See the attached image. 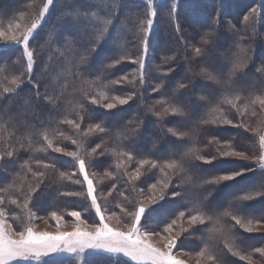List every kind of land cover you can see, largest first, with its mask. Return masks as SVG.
<instances>
[{"label": "trees", "instance_id": "obj_1", "mask_svg": "<svg viewBox=\"0 0 264 264\" xmlns=\"http://www.w3.org/2000/svg\"><path fill=\"white\" fill-rule=\"evenodd\" d=\"M45 0H0V26L6 27L9 21L19 23L21 30L26 29L31 21L34 19L35 13L39 11ZM115 0H54V7L50 8L49 13L45 17V21L41 25V29L37 30L34 34L33 40H30V45L36 48L40 53L38 63L46 60L49 55L53 53L56 47L61 45L60 37L52 39L50 43L49 33L53 31L57 23V17L61 12L73 11H88L90 14L96 12L102 20L108 17L114 10L112 4ZM172 0H155L158 5L157 18L153 24L151 34L147 36L148 51L143 59L144 67V80L141 85L137 80L135 85L123 84H110L109 80L119 79L123 75H128L129 78L139 76L137 71L138 65L129 60L122 62L114 68H104L108 63V54L115 51L119 53L126 52L128 56L136 58L140 56L142 46L136 40L135 46L129 43L130 40L135 39L134 34L137 31L140 19H144L146 15V0H131V2L121 9H116L117 17L114 19V24L119 21V24L112 28L110 27V46L106 49L105 53L92 57V61L96 62L97 68L100 71L94 75L85 73L83 79L75 76L73 72H66L64 67L59 65L57 58L52 55L51 65L46 73L39 75L37 82L40 85V91H47L49 94H54L57 89L53 83L57 75H60L58 82L66 85L67 91L61 97L60 106L58 110L41 111L39 108L35 112L25 113L22 109H16L9 119V111L3 105H0V127H5L6 131L3 133V138H0V151L5 150L9 144H15V140L8 139V132L14 131L17 136L21 133L25 135L31 134L33 143L32 151H19L18 156L20 162L28 160L32 157V167L36 170L35 161L37 159H47V157H56L63 163L61 171H75L71 167L72 158L64 156L62 153H54L51 150L48 152L35 151L36 147L41 144L40 133L46 131L49 138L55 144L65 148L67 151H75L76 144L72 143V139H76L77 143L81 145V154L84 149L88 151L96 144H100L98 151H103L104 155L100 156L98 164L94 167L95 172L102 176L105 172L111 175H105L106 181L104 184L98 185L97 194L100 196L101 191L106 195V203L102 204L103 212L106 216H117L120 223H128V216L126 217L121 211V207L126 208L128 211L133 210V205L141 200H144L145 195H150L148 191L152 183H155L160 178V173L157 169L149 170L147 166L142 168L141 176L128 183V176L125 175V168L128 172L133 171L137 165L135 160L127 162L123 156L119 160L124 164V167H116L117 157L114 156L113 150H128L129 146L136 144L142 150V155L145 158H171L179 160L180 157L189 149L192 148L198 151L200 155L208 157L216 154L217 150H224L228 141H232V147L243 149L248 152L258 151V143L253 138L251 132H244L243 129L234 128L231 125L216 124H200L199 121L203 119H219L224 115L229 116L234 122L243 120L255 124L261 118H264V112H259L257 116H250L251 109L247 113L243 112L241 105V112L237 113L235 109L228 110L229 106L221 105L220 111L212 112V108L218 103L219 97L216 95L219 91V86L212 82L203 81L196 73L202 67H207L214 73L226 77L231 70V62L239 51L238 46H243L249 49L248 66L241 72H237L232 77L230 87L235 90L242 97H249L258 95L257 89L260 87V74L255 71V68L264 62V20H260L257 16L258 22L255 25L256 34L253 35L252 26L243 22V16L251 12L252 7L258 8L261 0H177V18L181 26L179 34L175 32L174 25L167 19L166 13L171 5ZM219 9L221 13V27L216 30V36L212 38V43L208 45V55L201 62L185 59L186 56H191L190 48L186 51V45L190 46L195 43L199 46V37L205 31H209L211 25V18L213 13ZM23 13V18H21ZM162 14H164L162 16ZM205 21V22H204ZM228 22L235 25L234 30H229L227 27ZM89 23H97L95 18H90ZM70 27L65 23L62 26V31H67ZM183 36V42L179 39ZM240 37H244L240 39ZM1 45L5 43L0 39ZM20 52L15 47H10L4 52L3 62L0 67H6V71L0 74V95L9 96L11 93H4V87H13L8 81L14 75L23 71V61L21 63H14ZM175 57L172 59L171 57ZM173 68L168 72L169 68ZM165 73H167L165 75ZM96 75L101 77L96 80ZM7 77V80L5 79ZM190 79L194 80L195 86L187 89H180L175 93L176 96L183 97L185 103L193 110L187 117L172 116L165 114L162 117L153 115L154 111H160L165 107L164 100L171 103L173 99V90L178 87L179 83H186ZM163 82V87L159 91H152V88ZM107 85V87H103ZM26 92L33 91L31 85L25 84L22 86ZM62 90V89H61ZM128 91H134L137 95L129 105H118L117 108L112 110H105L97 108L95 105L88 104L89 109H95L97 113L108 112V115L103 117L105 120V127L109 131L105 133L92 132L87 136L83 135L86 125L89 122V115L78 107L79 102L83 100L85 92L90 94L107 92L108 95H122ZM209 95L211 102L205 106V102L198 99L199 95ZM161 101L157 103V101ZM15 108V105H11ZM258 109V106H257ZM78 114L84 115V121L81 124V131L78 133L72 126L60 123V119L68 117L70 119H79ZM45 123L41 124L36 117ZM195 117V119H193ZM27 120L29 127L25 129L23 122ZM185 121H191L185 123ZM35 123V127L31 125ZM99 122V121H96ZM172 127L177 132L186 133L183 138L172 136L167 132V128ZM135 129V131H133ZM60 133H63L61 136ZM215 135L220 143L215 141L209 142L211 137ZM188 159V157H186ZM86 163L91 160L94 162V156H86ZM108 162V163H105ZM243 164H252V161H237ZM195 163H202L195 161ZM226 163L224 160L214 161L213 164L202 165L203 169H207L203 175L206 178H211L218 171H222L221 165ZM11 171V169H10ZM15 171H20L18 166ZM171 184L166 193H171L174 186L179 182L181 190L185 197V206L201 205L207 207L211 206L218 214L224 211H234L239 206H246L250 213L249 219H258L259 213L264 209V200L259 198L251 201H239L238 196H243L245 193L241 191L242 188L248 187L256 183L258 176L255 173L249 174L242 184H237L234 187H226L224 185H210L205 184L199 180L197 174L190 169L186 168L184 172L172 174ZM104 177V176H103ZM104 177V178H105ZM79 178L78 173L70 179L59 180L53 182L45 189V196L43 197V207L47 210L37 211V217L40 220H51L52 211L65 218L66 221L71 219L69 212L81 211V214L88 216L92 220H97L98 217L93 212L90 206V200L86 196L74 197H61L58 195L59 191H77L82 187L77 186L73 181ZM11 177L6 173H0V184L10 183ZM147 181V184L145 183ZM199 181V182H198ZM46 184L49 183L45 180ZM105 190H104V187ZM115 185L116 190L108 195V191ZM135 186L137 191H132ZM144 188L141 193L139 188ZM214 188L215 191L207 200L203 197L207 190ZM124 191V196L128 199L125 200L124 196H118L117 193L121 190ZM159 194L155 204L149 202L147 209H155L150 217H148L149 230H162L167 222L178 215V209L183 210V207L177 203L180 198H173L170 195H165L164 199H160L161 192L159 188L156 191ZM155 193V194H156ZM0 195H5L1 193ZM108 199V202H107ZM222 199V200H221ZM232 205L229 208V205ZM10 204L4 207L9 210ZM87 209V211H84ZM147 216V212L145 214ZM64 216V217H63ZM12 223L16 225L15 221ZM228 223V217L221 218V224L225 226ZM144 219L142 218V226ZM180 225L176 226L178 230ZM201 225L189 227L184 224L187 231L183 232L177 240V248L181 247V241L189 236V233H194L182 248V252L189 253V256L196 260V253L200 251L204 242H202V233L198 231ZM243 233L245 243L240 240H232L218 237L210 241V250L221 258L223 262L231 261L232 264H249L246 260H240L238 256H232L227 253V249L223 248L225 242L229 243L234 250L247 253L251 251L247 246H264V227H257L253 232L246 233L243 229L239 230ZM175 235V231L173 232ZM206 239V238H205ZM47 264H81L75 256H53L44 258ZM197 261V260H196ZM17 264V263H13ZM26 264V263H18ZM31 264H37L33 262ZM83 264H133L121 256H112L107 253L87 252L84 254ZM211 264V262H205ZM253 264H264L261 261L259 254L255 253L253 256Z\"/></svg>", "mask_w": 264, "mask_h": 264}, {"label": "snow or ice", "instance_id": "obj_2", "mask_svg": "<svg viewBox=\"0 0 264 264\" xmlns=\"http://www.w3.org/2000/svg\"><path fill=\"white\" fill-rule=\"evenodd\" d=\"M131 0H115L112 4L114 9L111 14L100 19L96 12L89 13L88 11H73V12H61L57 17V23L53 28V31L49 33V40L46 43H50L52 39L60 37L61 45L53 50V53L49 57L38 63L40 53L30 45V40H33L34 34H37V30L41 29L42 23L45 21L46 15L49 13L50 8L54 7V0H45L40 7L39 11L35 13L34 19L30 25L21 30L19 23H13L9 21L6 27L0 26V39L5 43L0 45V63L3 62L4 52L10 47H15L19 50L20 54L16 57L14 63L19 64L23 61V71L14 75L9 82L13 87H4V93H11L12 95L3 96L0 95V105H3L9 111V119L16 109H22L25 113L35 112L37 108L41 111L58 110L60 106L61 97L65 95L67 91L66 85L58 82L60 75H57L53 83L57 89L54 94H49L47 91L41 92L40 85L37 82L38 77L42 73L48 72L52 55L57 58L59 65L63 66L66 72H73L76 77L83 79L85 73L94 75L100 71L97 68L96 62L92 61L94 55L100 56L105 53L106 49L110 46V27L115 28L119 21L114 24V19L117 17L116 9L125 8ZM158 5L155 0H146V15L144 19H140L138 28L134 34L135 39L130 40L129 43L135 46L138 39L139 44L142 46V50L139 57L132 58L127 55L126 52H111L108 54V63L104 65V68H114L122 62L129 60L138 65L137 71L139 76H133L129 78L128 75H123L119 79L109 80L110 84H131L135 85L139 80L141 85L144 80V63L143 59L147 55L148 40L147 36L151 34L153 24L157 18ZM260 12L258 13L257 7H252L251 12L243 16V22L252 26L253 35L256 34L255 25L258 22L257 16L260 20H264V0H261L259 5ZM21 13V18H23ZM164 14H162L163 16ZM167 19L174 25L175 32L177 34L181 31L179 19L177 18V0H172L171 5L166 13ZM90 18H95L97 23H89ZM69 24L70 27L67 31H62L63 24ZM221 13L217 9L211 18V25L209 31H205L202 36L199 37V46L195 43L190 46L186 45V51L190 48L192 55L186 56L185 59L201 62L208 55V45L212 43V38L216 36V30L221 27ZM227 27L229 30H234L235 25L228 22ZM244 37H240L243 39ZM179 39L183 42L184 37L179 36ZM238 53L235 55L231 62V70L226 77H222L218 73H214L207 67H202L197 76L201 77L203 81L212 82L219 86V91L216 95L219 97L218 103L211 110L212 112L220 111L221 105L229 106L228 110L235 109L237 113L241 112V105L243 106V112L247 113L251 109L250 116H257L259 112H264V62L260 66L255 68V71L260 74V87L257 89L258 95L249 96L247 98L242 97L230 87L232 77L237 72L243 71L248 66L249 49L241 46ZM175 59V57H171ZM173 68H169L168 72H171ZM6 71V67H0V74ZM167 73H165L166 75ZM7 80V77L5 76ZM101 77L96 75V80H100ZM25 84H29L34 89L33 91L26 92L22 87ZM194 80L190 79L186 83H179L178 87L173 90V99L171 103L168 100H164L165 107L160 111H154L153 115L163 116L165 114L172 116L187 117L192 108L189 107L183 97L176 96L175 93L180 89H187L194 87ZM107 87V85H103ZM163 87V82L152 88V91H159ZM62 89V90H61ZM134 91H128L122 95H108L107 92L90 94L85 92L83 94V100L79 102L78 107L81 109V113L86 112L90 119L83 131V135L87 136L92 132L105 133L109 131V128L105 127V120L103 117L108 115V112L97 113L95 109H89L88 104L95 105L97 108L112 110L117 108L118 105H129L130 101H133L136 97ZM198 99L205 102L207 106L211 102L209 95H199ZM161 101H157L160 103ZM15 105V108L11 105ZM258 106V109H257ZM2 114V113H0ZM79 119H70L64 117L60 119V123L68 124L72 126L78 133L81 131V124L84 121V115L78 114ZM41 124L45 121L41 120L39 116L36 117ZM195 119V117H193ZM99 121V122H96ZM191 121H185L190 123ZM200 124H216L219 125H231L234 128L243 129L244 132H251L253 138L258 143V151L248 152L243 149H237L232 147V141H228L224 150H217L216 154H212L208 157L200 155L198 151L189 148L179 160L171 158H145L142 155V150L137 147L136 144L129 146L128 150L120 149L113 150V155L117 157L116 167H121L122 162L119 157L123 156L127 162H136L137 167L128 172L125 168V175L128 176V183L138 179L141 176V169L145 166L149 170L157 169L160 173V178L155 183L151 184L149 188L150 195H145L144 200L150 201L155 204L157 197L155 195L159 188L161 195L160 199H164L165 195H170L173 198H180L177 201L183 207V210L178 209V215L175 216L170 222L166 223V226L162 230H149L148 217L152 215L155 209H147L143 200L133 205V210L128 211L126 208L121 207L120 211L127 217H131L129 224H126L127 231L120 228L110 226L105 223L104 212L98 203L97 189L94 186L93 180L90 178L89 171L86 165V156H95L97 153L100 156L104 155L100 149V144H96L95 147H91L88 151L84 149L81 154V145L77 143L76 139H72V143L77 145L75 151H67L65 148L55 144L46 131H41L40 140L41 144L35 148L38 152H51L62 153L64 156L72 158L71 167L75 171L67 172L61 171L63 163L56 157H47L45 159H37L35 161L36 170L32 167V157L28 160L20 162L18 156L19 151H32L33 143L31 134L25 135L21 133L19 136L14 131L8 132V139L15 140V144H9L5 150L0 151V173H6L11 177V182L6 184H0V264H13L18 261H37V264H47L44 258H50L53 256L72 255L75 256L83 264L84 254L88 251L103 252L112 256L123 255L129 260L134 261L135 264H185L183 259L178 258L180 255H189L187 252H182V248L187 240L194 235L189 233L188 237H185L181 241V247L177 248V240L179 236L187 231L184 228V224L189 227H195L201 225L198 229L202 233V242H204L203 248L196 253L197 264H205V262H211V264H232L231 261L223 262L220 257L214 254L210 250V241L221 237L227 241L228 238L232 240H240L241 243H245L243 233L239 230L243 229V232L251 233L257 227H264V209L259 213L258 219H249L250 213L246 206H239L234 211H224L217 213L210 205L205 207L201 205L185 206L186 197L184 193L179 190L181 185L178 182L173 191L169 194L165 192V189L171 184V176L169 170H172V174H178L184 172L186 168L195 172L199 177V180L205 184L214 186L224 185L226 187H234L237 184H242L247 179L249 174L255 173L258 179L255 184L242 188L245 194L238 196L239 201H251L254 199L264 200V118H261L255 124L245 122L242 119L234 122L229 116L224 115L219 119H203L199 121ZM25 129L29 127V122L25 120L23 122ZM35 127V123L31 125ZM6 131L5 127H0V138H3V133ZM135 131V129H133ZM167 132L172 136L183 138L186 133L177 132L174 128L168 127ZM62 136L63 133H60ZM215 141L220 143L213 135L210 139V143ZM188 157V159H186ZM224 160L226 163L222 164V171L216 172L211 178H206L203 174L207 172V169H203L204 164H213L214 161ZM199 161L202 163H195ZM237 161H252V164H243ZM108 163V162H105ZM20 171H15L16 167ZM11 169V171H10ZM80 173L83 180H75L74 183L83 184L86 182L87 191L86 195L90 198V206L95 209V213L99 216V222L96 224L88 225L87 230L80 225L84 223L81 220V211H71L70 216L74 217L79 223L75 224V230L72 232L57 231L55 233L50 232H36L31 226V221L34 218V213L28 208V205L32 203V198L36 192L40 191L41 185H44L47 189L51 183L58 182L59 180L70 179L75 176L76 173ZM27 173H31L33 183L29 184L25 189L22 181ZM105 175H111L109 172H105ZM95 175V173H92ZM45 180L49 183L45 184ZM199 182V181H198ZM147 184V181L145 182ZM15 190V193L13 192ZM116 190V186L113 185L111 190L108 191V195L112 194V191ZM132 191H137L135 186L132 187ZM124 191L121 190L117 193L118 196H124ZM141 193L144 192V188H139ZM215 191L214 188L207 190L203 199L207 200L209 196ZM101 191V195H103ZM58 195L61 197H74L80 196L81 193L77 191H59ZM39 199V198H37ZM127 200L128 197L124 196ZM16 205L17 208L26 210L25 220L27 224H21L19 227H12L9 220H20V215L12 211L9 215L5 205ZM232 205H229L231 208ZM87 211V209H84ZM147 212V216L145 215ZM51 216L57 221V228H59V222L62 220V216L58 215L55 211H52ZM228 217V223L225 226L221 224V218ZM42 218V217H36ZM142 218L144 219V225H141ZM180 225L179 229H176L177 225ZM175 231V235L173 232ZM153 235L161 236L163 241L162 247H157L151 242ZM206 238V239H205ZM251 248L246 254L234 250L229 243L225 242L223 248L227 249V253H231L232 256H238L240 260H246L249 264H253V256L255 253L259 254L261 261H264V246H247Z\"/></svg>", "mask_w": 264, "mask_h": 264}, {"label": "rangeland", "instance_id": "obj_3", "mask_svg": "<svg viewBox=\"0 0 264 264\" xmlns=\"http://www.w3.org/2000/svg\"><path fill=\"white\" fill-rule=\"evenodd\" d=\"M0 45H1V42H0ZM98 161H99V158L95 155L94 156V162H91V160H90L86 163L87 169H88L89 174H90V178L93 180L94 186L96 187L97 191H98V185L104 184V182L106 181V177L104 174H101L102 176H100L94 170V167L98 164ZM124 166L125 165L123 164L121 167H124ZM121 167H119V168H121ZM92 173H95V175H92ZM78 175H79V178L77 180L82 181L83 180L82 175L80 173H78ZM10 182H11V180H10ZM18 183H22L24 185L25 189H27L28 185L33 183V178H32L31 173H27L25 178L22 181H18ZM45 184H46V182H45ZM75 184L79 187H82V189L78 190V192H80L82 194V196H86V191H87L86 182L83 184H79V183H75ZM103 187H104V185H103ZM104 190H105V187H104ZM13 192L15 193V190H13ZM155 195H156V197H159V194L156 193ZM44 196H45V187H44V185H41L40 191L35 193V195L32 198V203H30L28 205V208L31 209L32 213H34V218L30 222L31 226L34 228V230L38 233L39 232H45V231L50 232V233H55L57 231H64V232L74 231L75 230L74 226H75V224L79 223V221H77L72 216H71V219L69 221H66L65 218H62V220L59 222V225H60L59 228H57V221L53 218L51 220H40V219L36 218L37 217V211L42 210V209L47 210L45 208V206L43 207V204L41 203V201H43V203H44V199H43ZM97 197H98V203L102 207V204L106 203V195L103 194V195L99 196L97 194ZM37 198H39V199H37ZM89 200H90V198H89ZM143 201H144L145 205L148 206L150 201H147V200H143ZM107 202H108V199H107ZM13 210L15 211L16 214L20 215V220H18V221L17 220H9V223L12 225V227L16 228V227H19L21 224H27L28 223L25 220L26 210H23L22 208H17L16 205H10L9 210H7L8 214L11 215ZM92 210H93V212H95L94 208H92ZM102 211H103V209H102ZM95 215L98 217V221L92 220L88 216L81 214V220H83L84 223L81 224L80 226L82 228H85V229L90 231L91 229L88 228V225L96 224L99 222V216L96 213H95ZM104 217H105V223H108L110 226L120 228L121 230H124V231H127L126 224H129L131 221L130 216H128V223H123V224L120 223V220L115 215L108 217L104 214ZM13 221H15L17 226H15V224L12 223ZM141 225H142V221H141ZM151 242L157 247L163 246V241L161 240V236H159V235H153L151 237ZM88 252H92V251H88ZM94 253H99V252H94ZM65 255H67V254H65ZM67 256H72V255H67ZM119 256H121V257L125 258L126 260L135 264L134 261L129 260L127 257H124L123 255H119ZM178 258L183 259L185 261V264H197V261L189 255H180ZM33 262H36V261H18V262H13V263L31 264Z\"/></svg>", "mask_w": 264, "mask_h": 264}]
</instances>
